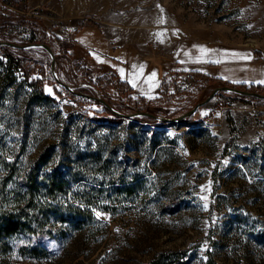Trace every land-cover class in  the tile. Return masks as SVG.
<instances>
[{"label": "rangeland", "instance_id": "374dc122", "mask_svg": "<svg viewBox=\"0 0 264 264\" xmlns=\"http://www.w3.org/2000/svg\"><path fill=\"white\" fill-rule=\"evenodd\" d=\"M99 37L185 61L193 43L216 70L168 72L149 98ZM0 41L56 59L0 45V193L51 148L40 178L60 169L64 204L82 209L52 234L12 235L0 264H264V99L220 91L179 122L150 115L178 117L221 85L264 93L234 82L255 74L248 55L264 60V0H0Z\"/></svg>", "mask_w": 264, "mask_h": 264}, {"label": "trees", "instance_id": "16d2710c", "mask_svg": "<svg viewBox=\"0 0 264 264\" xmlns=\"http://www.w3.org/2000/svg\"><path fill=\"white\" fill-rule=\"evenodd\" d=\"M5 48V47H3ZM5 52L10 56V62L15 59L12 53L6 49ZM16 65L21 67L20 61ZM15 65V66H16ZM27 74V73H26ZM251 87H261V84H251ZM51 156V148L36 163L31 171L22 175V186L18 191H8L0 193V252H6L10 248L9 239L18 233L38 234L58 229L56 222L64 220L66 212L72 210L82 212L80 207L73 206L70 202L64 204V198L68 195V181L60 169H56L45 178H40L41 162H45ZM15 164V163H14ZM8 162L6 168L7 176L4 180L13 177L15 165ZM42 214V215H41ZM74 213L73 215H75ZM46 218V219H45ZM55 218V219H53ZM52 220L53 224L47 225V220ZM73 220V217H67ZM55 220V221H54ZM63 235V231L60 232ZM180 258L176 253H162L158 255L150 264H177ZM207 264H218L211 257Z\"/></svg>", "mask_w": 264, "mask_h": 264}, {"label": "crops", "instance_id": "0c3cea01", "mask_svg": "<svg viewBox=\"0 0 264 264\" xmlns=\"http://www.w3.org/2000/svg\"><path fill=\"white\" fill-rule=\"evenodd\" d=\"M100 38V37H99ZM103 47L104 60L113 67L119 77L129 83L133 89L141 95L149 98H155L159 95L162 82L168 75V72L198 70L205 73L215 71L216 56L210 52L199 57L198 50L193 43L189 48L191 58L187 61L183 57H170L168 54L148 53L138 50L134 45L113 44L100 38ZM230 61L231 59H226ZM242 65L254 64L255 71L252 76H238L240 80L236 83H256L264 85V60L261 57L253 59L248 55L242 60ZM248 63V64H247ZM214 73V72H212ZM228 74V73H227ZM232 76L231 74H229ZM226 78V77H225ZM233 82V81H232Z\"/></svg>", "mask_w": 264, "mask_h": 264}, {"label": "water", "instance_id": "95a60500", "mask_svg": "<svg viewBox=\"0 0 264 264\" xmlns=\"http://www.w3.org/2000/svg\"><path fill=\"white\" fill-rule=\"evenodd\" d=\"M3 44H9V45L17 46V47L43 46V47L47 48L51 52V54L53 55V67L55 65V60L56 59H55L54 51L52 50V48L49 45H47L45 43H31V44H27V45H19V44L13 43V42L0 41V45H3ZM60 83H62L67 88H71L69 85L65 84L62 81H60ZM220 91L232 92V93H237V94H240V95H245V96H248V97H257V98L264 99V93H262V92L252 91V90H249V89H243V88L235 87V86H231V85H221V86L216 87L215 90L211 93V95L206 100L196 104L195 107H193L192 109H190L189 111H187L186 113H184V114H182V115H180L178 117H175V118L163 117L162 118V117L156 116L154 114H150V113H148V114L153 115V116H155L157 118H160L163 121L179 122L180 120H182L186 116L192 115L200 106H202L203 104L208 102L210 99H212ZM99 99L106 106H108L111 110H113L115 113H117L119 115H122V116L131 117V116H136V115H140V114L143 113V112H141V113H134V114H123V113L118 112L117 110H115L112 107V105L108 101H106L105 99H103V98H99ZM144 114H147V113H144Z\"/></svg>", "mask_w": 264, "mask_h": 264}]
</instances>
